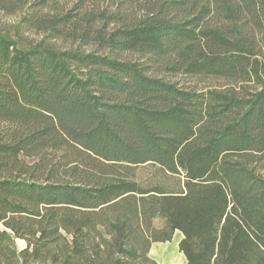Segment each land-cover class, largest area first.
Segmentation results:
<instances>
[{
  "label": "trees",
  "instance_id": "16d2710c",
  "mask_svg": "<svg viewBox=\"0 0 264 264\" xmlns=\"http://www.w3.org/2000/svg\"><path fill=\"white\" fill-rule=\"evenodd\" d=\"M0 10V264H157L175 230L186 264H264V0Z\"/></svg>",
  "mask_w": 264,
  "mask_h": 264
},
{
  "label": "rangeland",
  "instance_id": "374dc122",
  "mask_svg": "<svg viewBox=\"0 0 264 264\" xmlns=\"http://www.w3.org/2000/svg\"><path fill=\"white\" fill-rule=\"evenodd\" d=\"M22 11H17L14 13H7L6 11L0 10V30L3 32H14V27L21 17ZM25 38L27 41H37L40 37L33 32H26ZM188 84H195L197 80L192 83V79L182 76L179 77ZM200 87L207 88L212 84H219L220 82L216 79H208L206 81H197ZM139 177L144 180V183L147 184L150 182L160 181L161 184L167 188L176 187L182 178L179 175H170L160 170L156 165L149 164L140 167ZM155 226L157 228H163L164 221L161 218L155 220ZM182 238L180 231L175 230L172 237L167 241H156L151 244L149 251V256L157 264H184L185 257L182 252L179 250V242ZM16 248L18 250L25 248L26 242L21 238L15 239Z\"/></svg>",
  "mask_w": 264,
  "mask_h": 264
},
{
  "label": "crops",
  "instance_id": "0c3cea01",
  "mask_svg": "<svg viewBox=\"0 0 264 264\" xmlns=\"http://www.w3.org/2000/svg\"><path fill=\"white\" fill-rule=\"evenodd\" d=\"M184 255V254H183ZM184 257H185V255H184ZM184 264H186V257H185V261H184Z\"/></svg>",
  "mask_w": 264,
  "mask_h": 264
}]
</instances>
